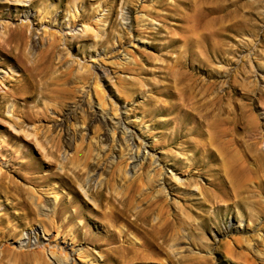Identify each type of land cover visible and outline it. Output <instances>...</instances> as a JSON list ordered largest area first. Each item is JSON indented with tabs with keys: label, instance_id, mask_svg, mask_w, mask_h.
Instances as JSON below:
<instances>
[{
	"label": "rangeland",
	"instance_id": "1",
	"mask_svg": "<svg viewBox=\"0 0 264 264\" xmlns=\"http://www.w3.org/2000/svg\"><path fill=\"white\" fill-rule=\"evenodd\" d=\"M211 1L213 26L199 40L189 33L192 0H0V37L23 23L29 36L0 40V168L35 188L40 215L53 224L24 217L0 194V264H30L25 255L39 248L50 264H107L105 247L93 246L106 235L97 191L102 207L109 198L119 207L117 228L136 243L143 234L129 222L150 203L151 223L162 204L182 218L160 260L145 264H264V161L241 165L253 179L236 193L229 166L199 146L207 118L195 109L214 83L239 135L260 127L264 153V0ZM178 77L196 80L202 99L184 102ZM136 154L145 155L132 169ZM28 160L34 172L20 168ZM128 194L131 208L122 203Z\"/></svg>",
	"mask_w": 264,
	"mask_h": 264
},
{
	"label": "bare ground",
	"instance_id": "2",
	"mask_svg": "<svg viewBox=\"0 0 264 264\" xmlns=\"http://www.w3.org/2000/svg\"><path fill=\"white\" fill-rule=\"evenodd\" d=\"M192 1H193V5H192V11H193L192 13L193 14H192L191 19L189 20V23H188L189 30H191V31H189V33L191 32V34H193V35L198 34L199 40H202L205 37L206 31L210 30L213 26L212 21H214V19L209 18V13L211 11V8H214V7H212L214 5L208 6V5H211V3H213L211 0H192ZM18 28L19 29L11 31V28L9 27L6 31H4L5 34L3 37H0V40L4 41V40H6V38H8V36H10V37L14 38L16 41H18L19 43H21V41L25 42L29 37L28 35L25 34V30H26V28H28V23H23ZM186 29H187V27H186ZM7 34H8V36H7ZM187 38H188V36L186 37V39ZM2 43H5V42H1V44ZM180 67H181V65H180ZM202 81H203V79H202ZM195 82H196V80H195ZM195 82L194 81H185V79L183 77H178L177 84L181 85L179 87V95L178 96H180V98L182 97L181 99L184 102L188 101V99H197L198 95L200 96L201 93L199 92V90L196 91L197 84ZM213 86H214V83H211L205 87L206 88L204 91L205 93L201 94L204 97H206L203 100L204 104H201L200 106L195 108L197 111H199L201 108V110H200L201 117L207 118L206 129H205L206 132L205 131L203 132V128L198 129L203 134H206L205 137L199 139V144H200L199 146H201L203 151H206L210 154L213 153L212 148H214L215 151H217L218 155L221 156L223 163L225 165H228L229 169L231 170V174H230L231 183H232V185L235 188L236 193H237V191H240L248 181H252V179H253L252 175H250L249 173H245L243 171V169L241 168L242 167L241 165H243L245 162H247L248 159H252V158H254L253 160H255L259 163L260 162L262 163V161H264L263 156H262V154H264V153L263 152L261 153L259 150H257V137L262 132V130H260V127H243L241 125L243 127V129H242V134L239 135V131L238 130H236L238 132L235 131V126H236V124H234L235 118L234 117L230 118L229 117L230 115L224 116L226 114L225 113L226 111H223V110H225V108L223 107V105H219L220 97L217 98V95H215V94L213 95V93H214L213 91H215ZM202 97L200 96L199 99L201 100ZM203 108H205V109H203ZM202 111H204V112L202 113ZM227 113H228V111H227ZM228 114H230V113H228ZM258 125H260V124H258ZM196 132H197V130H196ZM193 133H194V131H193ZM237 133H238V135H237ZM191 147L194 148V145ZM2 148H3V146H2ZM24 148H22V146L21 147L18 146V147H16L15 150L18 153L22 154V153H25L23 150ZM201 148H199V149H201ZM194 151L196 152V150H194ZM12 152L13 151L11 150V153ZM17 152H16V154H17ZM139 152L140 151H138L137 153H139ZM13 155H14V153H13ZM144 155L145 154H142V157L140 155H137V154L130 156V158L132 159V164H131L132 169H135L139 164L140 165L142 164L141 162L143 161ZM16 156H18V155H16ZM21 162H23V160ZM32 162H33V160H32ZM32 162H30L28 160L27 162L22 163L20 168H23L24 170L26 169L29 171L27 173H30V171L31 170L33 171V169L35 168L34 164ZM252 162H254V161H252ZM206 165H208V164L206 163ZM248 166H249V164H248ZM260 167H262L261 164H260ZM9 172H11V171H9ZM254 172H255V170H254ZM12 173L16 174L18 177H20L24 181H27V182L35 184V185H39L38 184L39 182H37L36 177L32 174H28V175L21 174V172H19L18 170H12ZM60 174H62V173H60ZM12 178H14V177H12ZM12 178L8 174H6V172L2 171L0 168V194L3 193V195H6V196L10 195L13 199H15L16 200L15 205L21 207V209L23 210L21 212V215H23L24 217L32 215V216H30V217H33L32 219L39 217L38 221H40V224H41V222H44V221L48 222L49 225L52 224V220L50 218L45 219L44 217H41V215H40L39 207L36 203V200L34 199L35 197H37L36 195L34 197V189L35 188L34 189H26L23 186H21V184H18ZM43 181L45 182V180H43ZM45 190L46 189H44L43 191H45ZM41 191H42V189H41ZM45 193H46V191H45ZM35 194H37V192ZM46 194H48V193H46ZM91 195L94 197V199L98 203L99 209L97 211L100 212L101 223L103 224L101 226L104 227V231L106 234L104 242L96 243V244L93 243V246L97 247V248H100L103 246L105 247V248H103L104 254H103V259H102V261L104 263H107V264H111V263L112 264H145L146 261L149 259L160 260L159 255H161L163 250L165 249V248L163 249L164 245H167L166 243H169L170 241L175 240L177 238L178 233L180 232V225L182 222V218H180L179 215H173L172 216L170 213H168V211L166 210V207L164 208L162 203H161L162 206L159 207L160 211L158 212V214L160 213V215H159L160 220L156 221L155 223H151L150 215L152 214L151 212L153 210L149 207V205L151 204L150 203L147 206V208H145L143 210L141 209L140 211H137L138 213L136 214L135 221L133 220V221L129 222L130 225L138 228L139 232L143 234V240L140 243H136V241L133 238L131 239L129 236H127V232L123 230V227L121 228L119 226L120 228H117V221L119 220V218L123 217L122 216L123 213L120 211L119 207L117 208V206L115 204L109 203L110 198L106 199V201H107L106 203L111 205V206H109V209L102 207L101 203L103 204V194L101 193V191H97L96 193H91ZM128 197H129L128 201L126 199H124L122 201V203L124 205V203L126 202L128 207L131 208L132 200H133V194L132 195L128 194ZM40 200H42V198ZM0 202H2V201L0 200ZM45 204H47V203H45ZM158 204L159 203L157 201V206H158ZM103 205H105V204H103ZM157 206L155 208H157ZM43 215H44V212H43ZM78 215H79V211H76L73 215H71L69 217V220H72L74 217H76ZM12 216H15V215L13 214ZM52 218H54V216ZM78 218H80V217H78ZM137 220H140L141 223H143V224H138ZM3 221H4V219H2V217H0V223H3ZM9 221H10V219H8L7 222L9 223ZM123 225H121V226H123ZM132 226L130 228H132ZM183 226H184V224H183ZM57 228H55V230ZM79 228H75L73 230L71 229L73 237L75 234L77 236L79 235L78 234ZM43 229H44V227H43ZM8 230H6V229L3 230L1 232V236H3V237L7 236L8 232H9ZM59 230H60V228H59ZM259 236L261 237V234ZM30 237L28 236V238H30ZM36 238H38L37 235H36ZM101 240H103V239H101ZM38 241H39V239H38ZM234 241H236V239ZM245 242H246V239H245ZM250 243L252 244V241ZM251 244H250V246H251ZM247 247H249V245ZM157 249H158V251H157ZM25 256L28 258V259L26 258L27 260L30 259V261H29L30 264H31V262L36 263V264H50L49 262H47L44 259L45 257H44L43 248H39L38 250H34V252L32 254L28 253ZM151 262H152V260H151Z\"/></svg>",
	"mask_w": 264,
	"mask_h": 264
}]
</instances>
